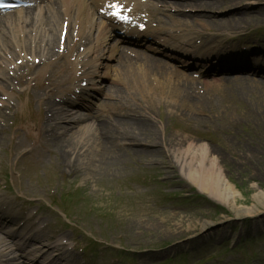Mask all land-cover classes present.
Segmentation results:
<instances>
[{
  "label": "rangeland",
  "instance_id": "374dc122",
  "mask_svg": "<svg viewBox=\"0 0 264 264\" xmlns=\"http://www.w3.org/2000/svg\"><path fill=\"white\" fill-rule=\"evenodd\" d=\"M237 5L245 8L249 24L225 34L241 36L239 42L233 41L235 50L246 51L254 61L263 59L259 51H264V0H241ZM53 28L58 37L57 23ZM34 30L45 37L41 28ZM195 31L201 28L196 26ZM8 63L6 73L11 76L14 63ZM32 84L28 81V86ZM118 89L120 98L102 97L105 110H98L103 112L99 119L115 117L116 110L135 116L147 123L157 143L141 152L131 147V152L116 141L112 150L122 155L117 163L120 171L104 177L88 172L96 155L93 122L81 125L87 127L72 138L76 149L70 158L77 155L83 165H79L82 171L69 174L58 165L53 120L43 122L40 163L26 148L19 144L14 148L16 142L34 138L33 128L44 112L36 100L28 92L9 95V102L0 96V105L8 104L9 117L0 133V207L14 220L0 219V229L17 232L6 238L12 237L11 247L0 245V251L18 255L20 261L35 257L41 262L54 257L53 246L61 243L64 262L58 264H264V111L259 114L252 106H264V95L237 99L226 88L211 89L202 111H195L178 102L148 103L136 99L134 89ZM190 144L209 149L208 159L215 161L234 191V209L255 211L254 215L238 217L234 209L197 191L185 175ZM31 215L35 220L26 223ZM22 228L40 234L25 249L19 247L24 241L19 237ZM48 237L53 243L45 241ZM92 237L97 246L90 243ZM45 244L46 253L40 250Z\"/></svg>",
  "mask_w": 264,
  "mask_h": 264
},
{
  "label": "bare ground",
  "instance_id": "6f19581e",
  "mask_svg": "<svg viewBox=\"0 0 264 264\" xmlns=\"http://www.w3.org/2000/svg\"><path fill=\"white\" fill-rule=\"evenodd\" d=\"M32 1V0H30ZM46 2L43 15L38 14L34 17L33 7H23L21 13H15L4 17L0 22V42L6 45L3 51L8 53L16 51L36 55L41 53V63H24L23 66L13 67V76H8L0 72V94L7 91L15 84H27L32 78L36 82L33 85L32 95L35 97L37 104L44 110V115L49 114L51 120L57 126L55 133L56 151L60 154V165L64 166L66 172L73 174L75 171H82L79 165H83L74 155L70 158L76 149L72 138L77 132H81L86 127L80 129L81 123L86 121L84 115H74L69 113V109L60 105V102L69 101L75 103L77 98L72 100L66 97L68 94H75L73 83L76 80L87 79L89 82L100 80L101 75L97 68H103L107 62L112 59L115 69V81L126 88L134 89L136 99H144L148 103L160 102L165 100L167 103H176L191 107L195 111H202L201 105L204 103L205 96L209 90H218L226 88L237 99L244 95L261 96L264 95V60L256 61L251 64L250 68L253 73L259 75V80L246 78L245 76H224L218 80L214 78L212 82L203 80H194L187 78L179 73L175 68L169 66L163 59L145 54L136 49H130L127 46L115 47L113 53L110 50L106 55L98 56L97 50L102 46L107 48L103 38L109 33L112 23L108 17L99 12V8L105 0H40ZM132 1V2H131ZM241 0H157L162 6H169L176 11V15L168 17L176 26L187 27L189 25L199 24L206 35H198L201 44H205L203 51L188 52L186 45H192V39L182 33H174L171 30L151 29L149 30L151 39L154 42H164L163 47L159 46L155 50L168 59L177 60L181 68L190 66V61L201 62L207 65L212 73L228 74L234 71L245 69L248 64L243 61L244 58L237 54L222 53V50L231 46V39L223 40L217 49L214 58L216 62H210L213 58L212 43L215 37L208 32H221L228 29H241L247 23L245 8L237 5ZM135 10L145 8L144 4L136 0H129ZM160 5V6H161ZM158 6V8L160 7ZM21 9V10H22ZM189 9L190 12H184ZM150 10V9H149ZM99 14L98 21H93V15ZM154 16V15H153ZM152 17V14H151ZM255 17V16H254ZM158 22L162 21L161 17H154ZM256 20V18H255ZM254 20V21H255ZM61 21L60 35L66 31L64 36V49L59 52L58 43L54 29L51 30V23ZM251 21V20H250ZM35 23H39L44 30L48 26L47 38L42 42L35 43L29 34L30 28ZM66 23V24H65ZM65 24V27H64ZM51 31V32H50ZM7 37V39H6ZM128 40L131 43H139L140 37L145 38L144 33L139 31L130 34ZM10 41L11 44H10ZM213 41V42H212ZM79 49L84 53H79ZM173 51L181 52L183 56H177ZM114 52L116 53L114 56ZM188 55L190 60L186 59ZM264 57V53L262 54ZM16 57V56H15ZM177 57V58H176ZM19 58V57H18ZM101 59L102 61H99ZM264 59V58H263ZM6 60L9 61V59ZM87 65L93 68L87 72ZM5 69V66H2ZM80 72L78 77L74 75ZM223 71V72H222ZM34 72V73H33ZM30 75V78L28 77ZM217 76L220 78L219 74ZM48 81L47 84L43 80ZM199 84L204 88V93L199 89ZM210 86L211 88H208ZM208 90V92H207ZM121 91L113 89L111 96L120 98ZM61 95V96H59ZM56 96V97H55ZM59 96V98H58ZM259 98V97H258ZM253 108L261 114L264 106L258 103L252 104ZM118 118H109L105 121H99L94 127V145L96 155L93 164H90L88 172L93 170L94 174L106 176L119 173L117 163L122 161V155L119 150L113 151L112 147L117 146L116 141L121 142L131 152L139 148L143 151L147 146H155L157 138L147 131L148 125L145 121L130 116H124L118 112ZM7 117L4 109L0 107V131ZM67 122V123H66ZM66 123V124H65ZM122 128V131L119 128ZM43 127H40L41 130ZM77 130V131H74ZM135 130V132L131 131ZM42 135L38 133L35 139L40 140ZM128 141V142H127ZM121 144V145H122ZM54 145V146H55ZM133 147L134 150H131ZM35 140L29 139L28 151L33 157L39 159L42 156V149ZM208 148L203 144H190L188 146L189 162L186 164L185 175L188 181L197 189L198 192L205 194L210 199L230 207H235L234 191L228 183L221 177L216 169L215 161L208 159ZM196 162L197 164H194ZM185 167V166H184ZM100 176V177H101ZM99 179V178H97ZM260 197L258 198L261 200ZM264 203V200H261ZM261 204V203H260ZM238 217L254 215L251 210L234 209ZM0 218H11L9 214L0 210ZM27 222H33L34 218L29 217ZM204 229L203 225L201 226ZM201 230V229H200ZM32 240L39 236L38 231L32 232ZM200 232H197V234ZM6 240L0 236V245H5ZM61 243L54 244L55 254L63 255V246ZM10 253L0 251V260L4 264H24L18 261ZM66 258V257H65ZM29 264H37L31 261ZM43 264H57L54 258L46 260Z\"/></svg>",
  "mask_w": 264,
  "mask_h": 264
},
{
  "label": "snow or ice",
  "instance_id": "6c2138e0",
  "mask_svg": "<svg viewBox=\"0 0 264 264\" xmlns=\"http://www.w3.org/2000/svg\"><path fill=\"white\" fill-rule=\"evenodd\" d=\"M110 7L114 10L112 13L113 16H116L118 19H126V17L120 15L121 5H119L118 3H113L110 5Z\"/></svg>",
  "mask_w": 264,
  "mask_h": 264
}]
</instances>
